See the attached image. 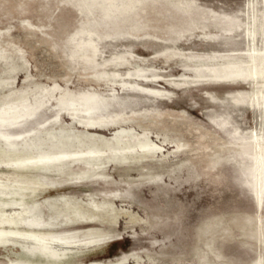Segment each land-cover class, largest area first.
<instances>
[{
    "label": "rangeland",
    "instance_id": "obj_1",
    "mask_svg": "<svg viewBox=\"0 0 264 264\" xmlns=\"http://www.w3.org/2000/svg\"><path fill=\"white\" fill-rule=\"evenodd\" d=\"M263 14L264 0H0V107L21 97L45 103L40 118L23 119L12 131L37 128L62 110L58 123L48 125L56 131L71 127L109 141L124 131L146 138L155 151L131 154L126 162L105 160L106 184L23 192L24 201L66 195L82 202L116 192L115 241L67 253L64 262L264 261V197L258 208L247 170L252 162L239 156L243 145L255 152L253 135L264 136V104L241 97L253 89L250 81H210L199 72L213 54L246 52L244 24ZM225 15L241 27L231 33L216 28L214 21ZM139 84L170 93L149 96L137 91ZM82 94L104 103L97 111L106 120L91 130L63 111ZM8 173L0 167L2 177ZM47 261L0 244V264Z\"/></svg>",
    "mask_w": 264,
    "mask_h": 264
},
{
    "label": "bare ground",
    "instance_id": "obj_2",
    "mask_svg": "<svg viewBox=\"0 0 264 264\" xmlns=\"http://www.w3.org/2000/svg\"><path fill=\"white\" fill-rule=\"evenodd\" d=\"M111 3L112 0H109V4ZM220 20L214 21V24L225 33L241 27V23L235 18L225 15ZM244 25V37L248 40L249 49L243 54H213L208 57L212 64L199 69V72H204L200 77L210 81H250L253 89L243 92L241 97H250L260 107L264 104V14L260 18H249V22ZM215 37L218 38V34ZM258 40L263 46L260 49L257 48ZM87 46L92 52L95 51L94 45ZM137 91L159 98L170 93L145 89L140 84L137 85ZM9 101L0 107V167L11 170V173L3 177L0 175V198H4L0 199V244L19 245L31 254L38 253L48 260L45 264H126L127 257H121L115 262L63 261L67 253L102 247L115 241H112L114 234H111V229L119 216L113 204L116 192L115 195H112L113 192H106L100 201L90 197L89 200L86 199L87 202L66 195L24 201L23 192L29 189L31 193H35L39 188L56 189L81 181L101 180L106 184L108 179L104 172L107 171L105 167L108 163L105 160L121 162L120 159H128L131 154L152 155L155 151L146 138L133 137L122 131L112 141L95 139L88 132H75L71 127L63 128L60 125L56 131L48 125L58 123L62 110L56 111L48 123H39L40 126L28 131L15 132L11 129L22 127L23 119L40 118L38 114L45 103H28L23 97L10 103ZM101 104L104 103L98 96L82 94L72 99L63 111L82 130H91L93 125L106 120L97 111ZM253 139L256 144L255 152L250 155L243 145L240 146L239 156L242 159L249 158L252 162L249 168H244H248L253 174V188L258 208H261L264 197V136L253 135ZM83 225L88 227H81ZM260 236L264 238L263 225ZM257 264H264L263 258Z\"/></svg>",
    "mask_w": 264,
    "mask_h": 264
}]
</instances>
